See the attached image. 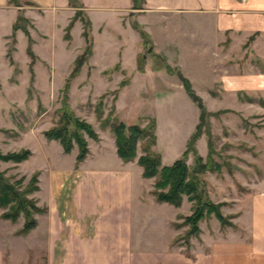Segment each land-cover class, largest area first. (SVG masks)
Returning a JSON list of instances; mask_svg holds the SVG:
<instances>
[{
  "label": "crops",
  "instance_id": "0c3cea01",
  "mask_svg": "<svg viewBox=\"0 0 264 264\" xmlns=\"http://www.w3.org/2000/svg\"><path fill=\"white\" fill-rule=\"evenodd\" d=\"M17 3L0 0V24L6 27L0 36L4 43L9 34L7 27L12 31L20 10L32 21L38 18L34 14L49 20L51 27L63 35L75 8H81L91 21L92 52L86 60L90 65L89 78L92 80L99 73L105 79L117 76L120 80L128 74L129 81L120 88L118 99L131 84L133 75H139L138 80L149 75L147 68L137 69L143 39L134 25H141L156 44L157 30L152 29L169 19L174 21V17L184 21L183 28L188 32L202 33L200 63L209 62L205 58L210 48L215 63L221 65L215 78L222 88L234 90L241 84L236 73L240 70L235 58L237 48L241 49V58L248 60L243 79L254 76L247 70L253 68L254 54L263 62V67L256 69L264 79V0H138L137 4L133 0H18ZM111 19L119 22L118 32L110 27ZM78 23L82 30L81 21L74 20L70 41L65 40L66 48L72 45V30ZM165 25L175 29L173 25ZM36 27L43 35L40 37L47 40L46 31ZM96 34L105 40L97 41ZM32 38L34 49L37 40L34 35ZM116 63L118 69L113 68ZM108 69L112 72L106 77ZM115 110L122 120L120 108ZM94 129L98 137L86 136L88 152L82 160H75L67 168L52 166L49 170L47 195L42 200L38 196L46 210L37 216L36 226L24 234L13 230L2 236L0 264H264V191L252 197L243 224L234 222V226L220 232H203L201 228L197 235L190 236V245L186 247L174 242L181 232L173 224L174 217L158 222L157 228L162 231L172 226L165 235L161 236L160 230V236L147 232L152 214L148 212L149 204L162 206L157 202H165L156 199L157 202H145L144 194L152 199L154 177L142 175L137 157L123 160L118 155L109 127ZM42 140L46 159L50 158L47 153L50 149L60 156L76 155V144L65 152L58 140L39 139ZM141 153L139 150L137 155ZM161 161L165 164L162 154ZM38 168L39 195L43 169Z\"/></svg>",
  "mask_w": 264,
  "mask_h": 264
},
{
  "label": "rangeland",
  "instance_id": "374dc122",
  "mask_svg": "<svg viewBox=\"0 0 264 264\" xmlns=\"http://www.w3.org/2000/svg\"><path fill=\"white\" fill-rule=\"evenodd\" d=\"M21 13L25 15L22 11ZM33 16L38 18L32 21L31 17L26 16L29 19V34L31 37L34 35L37 40L34 49L40 55L34 51L31 42L35 55L33 61L26 51L27 35L21 28L13 33L7 27L9 34L5 43L0 37V150L7 152L28 148L31 153L33 151V155L30 153L24 162L0 160V169L11 180L24 175L23 185L37 171L39 188L38 167L42 168L40 193L36 194L37 189L28 196L35 198L39 206L46 207L38 201V196L42 200L47 195L49 170L52 166L70 167L75 157L68 154L60 156L54 149H50L47 152L50 158L46 159L43 140L39 139L45 137L43 131L53 125L58 117L61 87L71 70L73 58L82 50L85 41L78 23L72 30V45L66 48L67 39L60 30L51 27L49 20H43L35 14ZM118 24L113 19L109 23L117 32ZM165 24L173 25L176 30L163 27ZM183 24L182 19L174 17V21L169 19L152 29L157 30L155 34L159 42L156 44L142 27L146 35L142 37L143 50L137 56V69L143 71L147 68L149 75L142 80L137 79L139 75H133L131 84L119 99L118 93L122 87L120 84L129 81L128 74L125 73L118 80L117 76L105 79L101 74L95 73L90 80V65L85 61L80 67L81 71L70 80L67 101L74 113L91 123L93 129L105 128L95 115V107H103V117L114 107L113 115L121 120L115 110V107H119L123 121L138 122L141 125L146 124L149 118H155L156 143L153 149L162 154L163 163L169 164L180 156L196 124L200 122L199 108L184 90L179 75L187 77L200 97L205 112L194 147L203 158L211 151V165H219L218 170H206L200 177L204 181L208 197L213 201L224 202L221 206L222 213L230 215L229 219L233 223L243 224L252 197L264 191V79L256 69H261L263 62L256 54L251 56L253 68L247 70L254 73V76L250 80H244L248 60L244 56L241 58V49L237 48L235 58L240 70L236 73L239 74L241 84L234 90L222 88L215 78L221 65L215 63L214 53L210 48L207 49L208 57L205 58L209 62L200 63V54L203 52L200 41L202 33H190L183 28ZM36 25L46 31L47 40L40 37L42 34ZM0 30L1 34L6 27L0 24ZM95 32L97 33V27ZM95 37L97 41H102L104 36L96 34ZM114 52L116 55V50ZM111 72L108 69L105 76L109 77ZM84 136L86 138L88 135ZM139 150L138 143L137 154ZM186 161L190 168L194 165L193 152L188 153ZM151 192L152 199L144 194L145 202L156 201ZM182 201L179 208L167 202L156 201L163 207L149 204L148 212L152 214H149L151 216L147 232L160 236L158 222L174 217L179 224L174 226L181 230L175 238L182 234L187 227L181 224L182 218L191 211V201L186 195H183ZM39 214L40 212L34 214L36 219ZM18 219L12 222L0 217V239L13 230L16 233L23 217ZM199 225L203 232H220L228 227L220 226L214 215L203 218ZM171 230L172 226L168 230H160L161 236ZM176 243L183 244V241L179 238Z\"/></svg>",
  "mask_w": 264,
  "mask_h": 264
},
{
  "label": "trees",
  "instance_id": "16d2710c",
  "mask_svg": "<svg viewBox=\"0 0 264 264\" xmlns=\"http://www.w3.org/2000/svg\"><path fill=\"white\" fill-rule=\"evenodd\" d=\"M12 1L19 5L17 3L18 0ZM133 1L134 4H137L138 0ZM76 19H79L82 23L81 34L85 44L82 50L75 55L71 70L61 87L62 97L61 105L58 108V117L55 123L45 129L43 133L47 139L53 138L58 140L65 152H70L74 144H76L77 153L75 160L79 162L88 152L87 140L84 135L87 134L95 139L98 135L91 123L77 116L67 101L70 80L79 73L80 67L92 52L93 44L90 34V18L79 7L75 8L72 17L64 27V38L67 40L71 38L70 28ZM28 22L29 19L19 11L12 24V32L14 33L16 29L21 28L27 35L26 51L32 57L33 61L35 55L31 47L32 37L28 31ZM134 26L142 37L146 35L142 26L139 24H135ZM7 53L9 55V51ZM114 67H119V63H116ZM179 77L184 90L199 108L200 122L196 124L195 130L187 140L186 147L180 156L169 164H162L161 153L153 149L156 143L155 118H149L148 122L144 125L138 122L127 123L113 115L114 107L104 117L102 116L104 112L103 107H95V115L100 119V125L102 127H109V130L114 136L118 155L123 160H132L137 157V162L142 166V175L145 177H154L152 194L156 200L168 202L176 207L181 205L183 195H186L187 199L191 201V211L185 214L181 221V224L187 225L186 230L174 240V242H177L181 238L186 247H189V237L191 235H197L200 232L199 221L203 218L214 215L222 227L234 226V223L229 219L230 215L224 214L221 211V206L224 202L213 201L208 197L204 181L200 177V174L206 170H218L219 165L218 163H216V166L211 165V151L207 153L206 158H203L196 152L194 141L200 134L199 126L204 119L205 112L203 103L191 87L189 79L182 74ZM124 84V82H121L120 86ZM138 143L142 150V153L139 155H137ZM189 152L194 153V165L191 168L186 161ZM30 153L31 151L28 148L7 152L0 150V160L19 162L26 159ZM23 180L24 175L11 180L9 176L5 175L4 170L0 169V208H2L0 217L15 222L22 216L23 221L21 226L16 230L17 234H24L34 228L37 224V219L34 214L46 210V207L39 206L36 203L35 198L28 196L38 189L37 171L31 175L28 182L24 185ZM173 224L175 226L179 225L176 221Z\"/></svg>",
  "mask_w": 264,
  "mask_h": 264
},
{
  "label": "water",
  "instance_id": "95a60500",
  "mask_svg": "<svg viewBox=\"0 0 264 264\" xmlns=\"http://www.w3.org/2000/svg\"><path fill=\"white\" fill-rule=\"evenodd\" d=\"M150 49H151V46L148 47V50H150Z\"/></svg>",
  "mask_w": 264,
  "mask_h": 264
}]
</instances>
